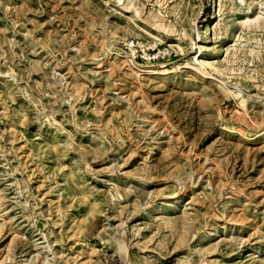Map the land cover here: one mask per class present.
I'll list each match as a JSON object with an SVG mask.
<instances>
[{
	"label": "rangeland",
	"instance_id": "obj_1",
	"mask_svg": "<svg viewBox=\"0 0 264 264\" xmlns=\"http://www.w3.org/2000/svg\"><path fill=\"white\" fill-rule=\"evenodd\" d=\"M0 264H264V0H0Z\"/></svg>",
	"mask_w": 264,
	"mask_h": 264
},
{
	"label": "bare ground",
	"instance_id": "obj_2",
	"mask_svg": "<svg viewBox=\"0 0 264 264\" xmlns=\"http://www.w3.org/2000/svg\"><path fill=\"white\" fill-rule=\"evenodd\" d=\"M128 7H130V5L129 6L127 5V8ZM199 38L201 39V36H199ZM200 47L202 48V46H200ZM200 56H201V54L197 53V55L193 56L191 58V60H188V59L183 60L182 62H180L177 65L176 69H179V68H190V69L195 70V72L201 74L202 76H207V74L210 73L207 69H208V67H212V64L210 62L203 61V60L199 59ZM143 73H146V74H166L167 71L164 70V69L163 70H159V71H157L155 69H146V70L143 71ZM173 197L174 196H171L170 198H173Z\"/></svg>",
	"mask_w": 264,
	"mask_h": 264
},
{
	"label": "built area",
	"instance_id": "obj_3",
	"mask_svg": "<svg viewBox=\"0 0 264 264\" xmlns=\"http://www.w3.org/2000/svg\"><path fill=\"white\" fill-rule=\"evenodd\" d=\"M123 44V51L126 53V50L129 51V53L126 54L127 60L128 62H130V64L134 65V64H139L140 61H155L158 60L160 58H163V56H160L158 54L155 53H150V51H142L141 49L138 51L135 49L136 45H137V41H135L132 38H126L122 41Z\"/></svg>",
	"mask_w": 264,
	"mask_h": 264
}]
</instances>
